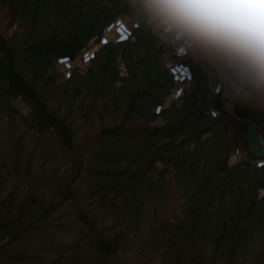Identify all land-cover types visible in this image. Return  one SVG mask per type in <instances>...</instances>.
Segmentation results:
<instances>
[{"label":"rangeland","instance_id":"rangeland-1","mask_svg":"<svg viewBox=\"0 0 264 264\" xmlns=\"http://www.w3.org/2000/svg\"><path fill=\"white\" fill-rule=\"evenodd\" d=\"M10 3L18 9L21 0L16 4L12 0H0V31L18 53L16 68L50 110L66 119L73 135V149L68 150L57 137L37 131L33 125V108L21 98L7 96L6 84L0 82V264H175V261L176 264H229L233 255L244 259L241 252H245L249 231L243 229L245 224L234 214L220 216L219 212L209 209L207 193L193 197L196 200L191 211L186 206L189 199L178 192L176 204L170 208L167 183L162 180L158 185L152 184L153 201L145 207H135L134 200L141 201L144 189L154 183L153 179L141 181L142 171L135 170L130 162L137 156L144 167L145 148L138 150L135 141L122 137L98 139L96 110L102 104L107 106L105 126L110 128L122 123L123 105L115 104L114 100L122 89L143 87L145 72L158 80L161 89L154 90L155 100L141 102L143 117L132 116L125 122L131 130L162 125V116L153 121H149V116L162 112L189 89L190 80L182 81L176 69L166 68L167 60L171 59L172 69L182 65L190 75L189 67L172 57L174 47H168L171 45L168 40L160 38L135 10L116 14L111 22L100 25L91 38L80 35L83 47L72 61L49 55L34 56L23 49L44 38L51 26L38 21L36 32H27L24 26L29 24L30 10L23 16L20 14V22L12 21L8 12ZM53 21L58 20L53 18ZM142 23L150 31L134 49L120 50L110 62L103 53L96 55L104 44L114 46L121 41H135ZM60 28L63 37L73 30L67 21ZM120 33L126 39L122 40ZM132 56L138 62L134 73L139 80L131 78L133 69L127 65ZM192 59L198 71L206 75L199 61ZM203 82L207 85V78ZM226 82L217 86L215 95L229 112V98L246 93L247 89L232 75ZM250 99L253 105L259 104L255 98ZM258 130L264 142V132ZM249 160L261 164L263 159L252 161L242 142L229 151V165ZM155 166L162 169L161 164L155 163ZM125 169L129 170L125 173ZM169 174L164 179L171 180ZM195 184L189 195L194 193ZM165 208L168 209L165 220L159 222ZM81 213L88 215L94 227L78 220ZM172 214L177 215L174 223L179 228L184 222L190 227L194 219L196 224L181 231L161 228L160 224L171 221ZM225 219L228 236L214 252L207 238L213 231H220L218 222ZM132 225L137 228L142 246L129 242ZM98 234L115 250L113 253L99 250ZM258 243L259 251L252 247L249 258L245 256L252 264H264V238Z\"/></svg>","mask_w":264,"mask_h":264},{"label":"trees","instance_id":"trees-1","mask_svg":"<svg viewBox=\"0 0 264 264\" xmlns=\"http://www.w3.org/2000/svg\"><path fill=\"white\" fill-rule=\"evenodd\" d=\"M19 1L12 0V3L16 4ZM8 8L12 21H19L20 14L23 16L30 10L29 24L24 26L29 33L36 32L38 21H43L51 26L49 33L44 38L27 45L23 49L24 52L34 56L49 55L55 59L68 61L74 60L83 47V44L80 43V35L87 39L91 38L100 25L111 22L116 14L135 11L131 0H21L18 9L14 5L11 6V3L8 4ZM53 18L58 21H53ZM64 21L68 22L69 28H73L67 37L62 36L60 28ZM149 31L142 23L136 32L135 41H121L118 43L119 45L114 46L104 44L96 55L103 53L107 62H110L120 50H129L131 47L134 49L137 43L143 42L142 38L147 37ZM150 44L154 46L153 42ZM168 47L172 48L171 45ZM17 54L10 41L0 31V82L6 84L5 94L12 98H21L33 108V125L37 131L57 137L63 146L72 150L73 135L69 124L65 118L50 110L34 86L16 68ZM172 57L176 60L179 59L181 64L189 67L190 87L182 92L178 101L171 102L159 114L149 116V121H153L157 116H162L164 123L153 127L144 126L141 129L137 127L134 130L125 126V122L132 116H144L141 112V102L155 100L154 90L161 89L158 80L153 79L148 72H145L142 78L143 87H139L138 90L122 89L121 95L114 100L115 104L121 102L123 105L122 123L109 128L103 123L108 110L107 106L102 104L96 110L95 116L98 120L100 134L98 139L109 136L122 137L135 141L138 150L142 151L141 148H145L147 154L144 167L143 161L137 156L133 157L130 162L135 166V170L142 171L141 181L153 179L154 183L147 184L148 186L143 191L145 195L141 201L134 200L135 207L140 205L145 207L151 200L153 201L150 192L152 184L158 185L162 180L167 183V186L164 187L169 198L168 201L172 202L170 208L176 204L175 198L178 192L189 199L186 206L189 205L191 211H194L193 202L196 200L193 197L197 194L207 193L209 209L216 213L219 212L220 216L234 214L242 224H245L243 229L250 233L247 234L245 240V252H241L244 259L240 260L236 255H233L229 264H245L246 262L252 264L253 262L246 259L245 256L249 258L248 253L252 247L259 251L261 245H258V242L264 238V159L261 164L251 163L249 160L229 165L228 155L231 149L242 142L252 161L257 162L258 159L250 153L246 144L247 123H252L264 132V100L246 88V93L242 92L233 98L231 109L226 112L217 95L208 97L210 95L207 85L203 82L206 75L198 71L193 63L192 58L195 57L201 64L195 52L188 49L181 57H176L174 53ZM127 65L133 69L131 78L139 80L137 74L134 73L138 68L135 57L132 56ZM250 97L255 98L259 104L253 105ZM139 153L140 151H138ZM155 163L161 164L162 169H157ZM127 170L129 169H125L123 172L126 173ZM166 173H170L169 177L174 178V181L164 179ZM195 182L197 183L195 184ZM194 184L196 185L194 193L189 195ZM167 210V208L163 210L162 219L159 222L165 220L164 216L166 217ZM153 211L155 210L153 209ZM170 216L171 221L160 224L161 228L172 227L181 231V229L188 230L196 224L194 219L192 220L193 225L190 227H187L184 222V225L179 228L174 223L177 215ZM78 220L83 225L94 227L85 213H81ZM113 220H115V224H118V220ZM218 225L220 231L218 233L213 231V234L207 238L208 245L214 252L220 248L222 241L228 236L227 220L218 222ZM150 227L154 228L156 225ZM132 231L129 242L131 244L137 242L142 246V242L138 239L136 226L132 227ZM127 235L123 237L126 238ZM96 237L100 251L105 254L115 251L99 234Z\"/></svg>","mask_w":264,"mask_h":264},{"label":"clouds","instance_id":"clouds-1","mask_svg":"<svg viewBox=\"0 0 264 264\" xmlns=\"http://www.w3.org/2000/svg\"><path fill=\"white\" fill-rule=\"evenodd\" d=\"M162 38L229 72L264 100V0H131Z\"/></svg>","mask_w":264,"mask_h":264},{"label":"built area","instance_id":"built-area-1","mask_svg":"<svg viewBox=\"0 0 264 264\" xmlns=\"http://www.w3.org/2000/svg\"><path fill=\"white\" fill-rule=\"evenodd\" d=\"M118 20H116L117 23ZM120 35H124L123 33H120ZM159 36V35H158ZM160 37V36H159ZM162 38V37H160ZM163 40L167 41L171 44V46L174 47V54L176 57H181L182 55L185 54V52L188 49H191L189 47H187L186 45H182L180 42L178 41H173L171 39H165L162 38ZM193 50V49H191ZM195 54L197 55L198 59L200 60L202 66L206 69V78H207V86H208V94L210 96L215 95L217 92V86H219L221 83L223 85H226V78H228L231 74L229 72H227L226 70H224L223 68H221L220 66L208 61L207 59L203 58L198 52L194 51ZM171 59L167 60V62H170V64H168L166 62V68L177 71V73H180L181 75V80L182 81H187L189 80L190 76L189 74H187L185 72V69L183 68L182 65H179L178 67L176 66L175 68L172 69V65H171ZM228 98V97H227ZM232 101H233V97L229 98V102H231L232 105ZM229 108H231V106H229ZM228 109V108H226ZM259 143L260 145L264 146V142L262 140V138L259 136Z\"/></svg>","mask_w":264,"mask_h":264},{"label":"water","instance_id":"water-1","mask_svg":"<svg viewBox=\"0 0 264 264\" xmlns=\"http://www.w3.org/2000/svg\"><path fill=\"white\" fill-rule=\"evenodd\" d=\"M246 144L255 158L264 159V147L259 143V130L252 123H247Z\"/></svg>","mask_w":264,"mask_h":264},{"label":"snow or ice","instance_id":"snow-or-ice-1","mask_svg":"<svg viewBox=\"0 0 264 264\" xmlns=\"http://www.w3.org/2000/svg\"><path fill=\"white\" fill-rule=\"evenodd\" d=\"M121 39L123 40V39H126V37H124L123 35L121 36Z\"/></svg>","mask_w":264,"mask_h":264}]
</instances>
